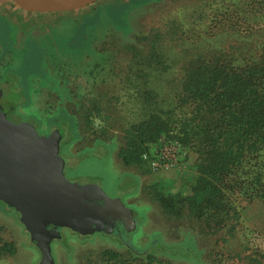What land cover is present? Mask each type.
Segmentation results:
<instances>
[{
	"label": "rangeland",
	"instance_id": "374dc122",
	"mask_svg": "<svg viewBox=\"0 0 264 264\" xmlns=\"http://www.w3.org/2000/svg\"><path fill=\"white\" fill-rule=\"evenodd\" d=\"M114 1L100 0L69 12L32 13L11 0H0V109L12 122L19 115L31 117L41 121L44 131L58 129L62 139L72 140L68 145L61 141L65 176L80 184L97 185L110 197H125L137 216L135 228L129 225L122 238L136 249L148 250L156 260L171 264H264V204L248 198L244 183L237 189L228 181L233 175L235 181H244L245 164L224 176L220 184L230 207L209 205L201 209L209 219L203 225L188 217L164 214L147 193L152 186L169 195L190 191L194 155L172 132L149 145L154 148L164 139L178 141L184 155L172 168L152 171L146 163L126 167L116 153L123 142L122 128L141 118L136 95L140 87L149 86L164 96L177 87L181 64L196 62L193 60L200 57L204 44H227L226 37L214 42L216 36L209 35L217 29L214 19L221 3L226 6L227 2L154 0L120 8L114 17L107 6ZM95 6L98 8L91 13ZM228 16L232 14H226L224 20L232 24ZM151 34L155 45L162 48L160 63L170 62L175 70L153 67L146 77L138 73L139 78L137 70L129 71L131 52L124 48L129 43L141 44L142 36L149 39L142 44L151 43ZM160 59L157 57V63ZM143 80L147 84H141ZM96 104L101 112L87 125L85 113ZM7 105L16 107L17 115L12 117ZM102 130L105 134L96 136L103 134ZM127 184L133 186L129 196L124 195ZM0 227V245L6 241L15 247L12 254L0 255V264H39L38 249L14 210L2 201ZM123 239L104 232L82 236L65 229L59 240L51 242V250L55 264H91L106 249L128 254ZM182 246H187L188 257L181 255Z\"/></svg>",
	"mask_w": 264,
	"mask_h": 264
},
{
	"label": "trees",
	"instance_id": "16d2710c",
	"mask_svg": "<svg viewBox=\"0 0 264 264\" xmlns=\"http://www.w3.org/2000/svg\"><path fill=\"white\" fill-rule=\"evenodd\" d=\"M152 1L115 0V4L108 3L107 6L116 17L121 12L120 8L127 9ZM225 1L226 6L221 3V7L218 4L216 8L221 9L214 19L217 29L209 35L216 36L214 42L226 37L227 44L222 46L221 41L220 44L206 43L201 46L200 57L195 58L194 63L181 64L177 87L175 85L164 96H160V92H152L149 86L148 89L139 86L136 95L139 96L141 118L122 128L123 142L116 152L123 166L140 167L145 163L142 154L149 145L162 134L172 132L194 155L190 166L194 172L191 176L193 181L191 179L189 183L190 191L185 195H169L152 186L147 193L164 214L176 218L188 217L201 223L209 221L207 213L201 212V209L209 205L230 207L220 184L224 176L244 164V181H235V175L228 181L237 189L244 183L248 198L259 199L264 204V0ZM97 8L95 6L91 13ZM228 13L232 16H228L227 21L232 24L224 20ZM184 34L186 37L187 31ZM150 37L151 43L142 44L149 40L142 36L139 38L141 44L129 43L124 48L131 52L129 71L137 70L139 78L140 72L146 77L153 67L166 72L175 70L170 62L161 64L162 48L155 45L152 34ZM166 54L169 58L172 48ZM157 57L160 59L158 63ZM145 81L141 84H147ZM14 108L7 105L10 113H15ZM100 112V106L94 105L85 113L84 122L89 125ZM101 133L96 136L105 134L103 130ZM71 141L68 137L62 139L64 145ZM126 188L128 192L124 195L128 196L133 186L127 184ZM1 232L0 227V241ZM183 246L179 248L181 255L188 257L187 246ZM14 251L13 242L3 241L0 245V255ZM127 252L122 254L106 249L97 254L91 264H135L139 258L142 259L139 264H171L156 260L148 252L144 255L128 249Z\"/></svg>",
	"mask_w": 264,
	"mask_h": 264
},
{
	"label": "water",
	"instance_id": "95a60500",
	"mask_svg": "<svg viewBox=\"0 0 264 264\" xmlns=\"http://www.w3.org/2000/svg\"><path fill=\"white\" fill-rule=\"evenodd\" d=\"M11 1L26 12L60 13L100 0ZM61 140L58 129L40 135L30 122L14 123L0 109V201L14 210L39 251V264H55L51 242L65 229L82 236L104 232L122 240L130 224L135 228L134 210L119 195L110 197L97 185L67 179ZM123 246L135 254L148 252L124 239Z\"/></svg>",
	"mask_w": 264,
	"mask_h": 264
},
{
	"label": "built area",
	"instance_id": "2783aa9c",
	"mask_svg": "<svg viewBox=\"0 0 264 264\" xmlns=\"http://www.w3.org/2000/svg\"><path fill=\"white\" fill-rule=\"evenodd\" d=\"M181 144L174 139H164L154 148L143 152L142 159L152 171L169 169L177 165L183 158Z\"/></svg>",
	"mask_w": 264,
	"mask_h": 264
},
{
	"label": "flooded vegetation",
	"instance_id": "af4514ba",
	"mask_svg": "<svg viewBox=\"0 0 264 264\" xmlns=\"http://www.w3.org/2000/svg\"><path fill=\"white\" fill-rule=\"evenodd\" d=\"M1 90H2V88H0ZM2 96H3V90H2ZM2 96H1V98H2ZM0 98V99H1ZM11 114V116L12 117H14L15 115H17V112L15 111V113H10ZM6 116H7V114H6ZM16 118V117H15ZM17 121L16 122H14V123H19V122H22V121H28V122H30L34 127H35V129L37 130V132L40 134V135H47V134H49L51 131H52V129L50 130V131H44V129L42 128V123H41V121H37L36 119H33V118H29V117H27V116H21V115H19V118L17 117V119H16ZM62 141V140H61ZM60 150H61V143H60ZM117 195H119V194H116L115 196H117ZM120 196V195H119ZM129 196V195H128ZM114 197V196H113ZM121 197V199H122V201H123V203H124V205L125 206H127V207H131V205H129L127 202H125V200H124V196H123V198H122V196H120ZM133 210H134V208H133ZM133 215L134 216H137V212L134 210V212H133Z\"/></svg>",
	"mask_w": 264,
	"mask_h": 264
}]
</instances>
